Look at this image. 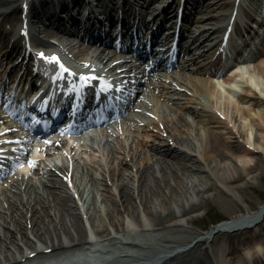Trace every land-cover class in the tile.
Listing matches in <instances>:
<instances>
[{
	"label": "bare ground",
	"instance_id": "obj_1",
	"mask_svg": "<svg viewBox=\"0 0 264 264\" xmlns=\"http://www.w3.org/2000/svg\"><path fill=\"white\" fill-rule=\"evenodd\" d=\"M234 1L193 0L185 16L195 23L191 21L187 30L196 31L195 37L200 43L205 37L217 34L222 30L223 20ZM17 2L0 0V18H18L21 8ZM32 2L35 4V0ZM8 32L0 25V38H5ZM12 46H19V41L13 40ZM63 47L81 65L84 60L97 57L96 54L101 61L110 57L106 49L94 53L88 51L85 43L64 42ZM249 70L261 83L258 85L264 93V56L258 58ZM172 81L184 90L177 89L173 82L154 83L155 93L152 98L147 96L142 105L147 113H156L157 118L165 123V131L155 118H149L145 113L134 114L131 126L124 127L125 137L120 132L116 137L108 134L111 149L107 153L100 146H82L78 151L70 149L72 156L68 163L62 159L60 164L52 162L51 154L44 166L49 170L44 175L24 182V187L20 185L22 182L14 179L9 186L0 189V264H170L169 261L203 246L208 239L203 234H196L193 237L196 241L190 240V244L185 238L166 236V245L159 247H153L144 236L162 228L190 231L185 216L198 207L195 203L198 196L207 197L210 189L231 194L252 172L262 174L264 154L256 148L243 146L242 138L247 136V130L240 119H249L251 129L255 131L254 141L264 145V136L259 133L264 131V110L256 111L258 105L264 106V97L245 91L238 94L235 105L229 100L220 104L225 92L210 76L198 72ZM223 81L226 90L231 91L235 78L229 76ZM245 101L250 103L248 108L242 105ZM185 110L191 112L190 120L185 118ZM218 111L227 119L223 120ZM168 114L172 116L169 118ZM142 120H149L150 124L141 126L139 122ZM164 132L169 133L168 137L163 136ZM222 140L231 149H226ZM150 149L154 150L153 154ZM52 165L67 175L73 172L74 179L80 166L85 170L86 178L77 176L75 180L76 192L80 193L78 201L63 178L54 173ZM86 181L102 185L105 205L94 204V207L103 224L94 220L95 210L83 186ZM172 181L184 192L180 202L174 199L169 188ZM152 184L165 185L155 191L154 196H149L146 187ZM170 207H175V211L164 215ZM147 211H152L153 215ZM83 214H87L94 236H88ZM258 217L257 213L246 212L217 228L218 231H225L223 227L240 230L243 224ZM29 223L31 227H28ZM156 235L159 234L152 237ZM177 247L180 250L170 256L168 253ZM33 252L35 255L31 256ZM259 253L264 258V248H260ZM208 259L206 255L198 261L202 263ZM245 261L258 264L253 256H248L240 264H246Z\"/></svg>",
	"mask_w": 264,
	"mask_h": 264
},
{
	"label": "rangeland",
	"instance_id": "obj_2",
	"mask_svg": "<svg viewBox=\"0 0 264 264\" xmlns=\"http://www.w3.org/2000/svg\"><path fill=\"white\" fill-rule=\"evenodd\" d=\"M234 95H231L233 98ZM235 98V97H234ZM234 99H232L233 102ZM247 108V107H246ZM261 107H257L256 111L260 112ZM241 124L245 127L249 135V141L253 134L251 133V125L248 118H241ZM261 136H264V131L259 132ZM224 146L229 147L228 144L224 143ZM260 152L264 153V146L261 143H257ZM262 150V151H261ZM256 159V157L254 158ZM207 181H210L207 178ZM241 186L234 188L231 194L224 192L223 190L210 189L208 196L205 198L198 199V207L192 212L188 219V225L192 234L188 235L187 240H191L193 234L200 232L208 223H210L211 218L225 217L231 218L238 214L244 213L245 211H256L258 208L264 204V171L261 175H258L257 172H252L248 178H245L241 182ZM90 200L92 204L104 203L102 201V190L97 184H91L89 187ZM170 190L174 193V199H181V196L184 194L182 187L175 185V182L170 183ZM161 189V188H160ZM159 184L155 186L152 185L147 188V193L149 196H152L155 191L160 190ZM198 210V211H197ZM175 211L174 207H170L169 211H166L164 215ZM152 213V211H150ZM95 218L100 220V217ZM95 220V219H94ZM165 233L168 235H174L176 232H171L170 230H165ZM177 235H182L177 233ZM261 235V236H260ZM260 236V237H259ZM264 237V223L261 226L253 229H245L242 231L234 232H219L209 238L207 243L208 252L211 256L215 258L220 257V255L228 253V258L242 253L243 250L250 245L249 243H257ZM154 243L159 242L158 240H153ZM240 249H237L238 245H241ZM194 256H198L199 252L195 251ZM193 255H187L184 258L176 260L180 261H190L194 259Z\"/></svg>",
	"mask_w": 264,
	"mask_h": 264
},
{
	"label": "snow or ice",
	"instance_id": "obj_3",
	"mask_svg": "<svg viewBox=\"0 0 264 264\" xmlns=\"http://www.w3.org/2000/svg\"><path fill=\"white\" fill-rule=\"evenodd\" d=\"M39 55L41 57H43L44 59H46V60L59 61V57L56 56V55H53V56L49 57V56H46L43 52H40ZM60 68L63 69L64 71H71V69H66L65 66L62 63L60 64ZM82 78L85 79L86 81L88 79L87 76H83V75H82ZM101 79H103V78H101ZM109 86H111V85H109ZM48 143L51 144L52 142L51 141H48ZM0 151H3V150L0 149ZM30 163H33L34 164L35 162L34 161H30Z\"/></svg>",
	"mask_w": 264,
	"mask_h": 264
}]
</instances>
